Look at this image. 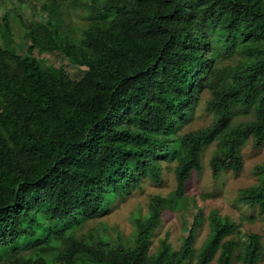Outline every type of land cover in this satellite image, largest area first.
I'll return each instance as SVG.
<instances>
[{
	"label": "trees",
	"instance_id": "obj_1",
	"mask_svg": "<svg viewBox=\"0 0 264 264\" xmlns=\"http://www.w3.org/2000/svg\"><path fill=\"white\" fill-rule=\"evenodd\" d=\"M87 10L78 37L50 22V7L45 21L16 17L14 32L2 19L0 264H185L196 226L180 249L167 236L150 253L168 207L159 196L129 238L82 227L142 178L160 185L165 170L182 200L212 144L214 178L243 171V149L264 145V0H91ZM20 41L31 42L25 55ZM35 48L65 55L82 76L43 71ZM225 58L235 64L218 67ZM206 91L213 122L182 132ZM238 109L250 118L235 123ZM254 174L238 201L264 218V164ZM207 220L195 264H260L261 235L237 234L217 210Z\"/></svg>",
	"mask_w": 264,
	"mask_h": 264
},
{
	"label": "rangeland",
	"instance_id": "obj_2",
	"mask_svg": "<svg viewBox=\"0 0 264 264\" xmlns=\"http://www.w3.org/2000/svg\"><path fill=\"white\" fill-rule=\"evenodd\" d=\"M52 0H0V29L2 19L9 18V24L13 30H18L16 17L41 13L42 21H45L44 7L49 8L47 13L50 22L59 23L61 33L74 34L78 37L88 24L87 7L91 0H55V13L51 9ZM35 20V19H33ZM3 38L0 35V43ZM19 54L25 55L31 45L30 41H20ZM35 58L41 64L43 71L52 73L64 72L74 78L82 76L79 68L65 55L59 52H46L35 48ZM230 58L221 59L218 67L234 65ZM211 97L208 91L201 94L198 107L194 111L191 121L187 122L182 132L208 127L213 122V114L206 109V102ZM235 123L249 119L240 115L244 109H238ZM240 112V113H239ZM216 149V144L208 146L203 155V168L199 173H193L186 188L182 200L174 199L176 183L173 172L165 170L164 180L160 185L141 179L137 185L131 186L129 192L123 197L116 198L114 204L108 209L107 214L95 220L88 221L81 233L95 232L101 225L108 233H120L124 238H129L135 231L134 221L137 217L143 222L150 214L153 199L157 196L167 200V209L162 211L160 223L152 238L151 254H156L161 241L168 236V241L174 250L181 247L182 239L187 236V230L196 228L197 241L195 251L185 264H195L196 254L202 243L207 238L210 228L207 217L211 211L217 210L221 216H227L239 226L237 234H259L264 245V218L258 214V209H250L247 205L239 203L240 191L256 184L257 178L254 169L264 164V145L255 149L252 144L247 145L242 152L243 171L224 173L214 178L210 160ZM166 167V166H165ZM254 218V219H253ZM239 237L237 236V239ZM213 264H216V260ZM233 264H241L237 259ZM260 264H264V257Z\"/></svg>",
	"mask_w": 264,
	"mask_h": 264
}]
</instances>
